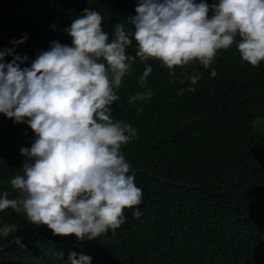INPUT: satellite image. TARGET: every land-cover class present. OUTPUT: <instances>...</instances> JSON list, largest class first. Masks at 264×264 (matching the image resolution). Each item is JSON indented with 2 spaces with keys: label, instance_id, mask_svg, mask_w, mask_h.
I'll use <instances>...</instances> for the list:
<instances>
[{
  "label": "trees",
  "instance_id": "obj_1",
  "mask_svg": "<svg viewBox=\"0 0 264 264\" xmlns=\"http://www.w3.org/2000/svg\"><path fill=\"white\" fill-rule=\"evenodd\" d=\"M136 3L0 0V50L27 34L16 52L30 64L50 41L71 44L63 29L84 8L103 16L111 36L115 23L132 27L128 16L135 15ZM135 50L133 41L126 54ZM146 64L152 71L141 85ZM173 70L170 78L159 60L137 58L114 89L112 119L137 130L121 151L142 191L134 206L141 215L125 208V222L114 232L78 241L74 235L53 236L45 225L6 208L0 228L13 230L0 236V264H64L70 251L90 255L91 264H264V61H243L234 41L217 51L208 68L193 60ZM192 74L199 76L194 85ZM149 89L150 98L128 102ZM33 135L26 124L0 114V193L9 198L19 195L10 181L22 174L19 149L30 147Z\"/></svg>",
  "mask_w": 264,
  "mask_h": 264
},
{
  "label": "clouds",
  "instance_id": "obj_2",
  "mask_svg": "<svg viewBox=\"0 0 264 264\" xmlns=\"http://www.w3.org/2000/svg\"><path fill=\"white\" fill-rule=\"evenodd\" d=\"M134 10L128 16L132 27L115 23L110 36L102 27L103 16L84 8L63 29L71 44L50 41L30 64L27 55L16 52L27 34L0 50V114L26 124L34 134L31 146L19 149L25 157L22 174L10 181L19 195L0 193V211L23 212L53 236L74 235L78 241L114 232L125 222V208H132L134 217L141 215L134 206L142 191L121 151L137 130L110 115L118 99L114 89L133 62L159 60L172 78L174 66L193 60L208 68L217 51L234 41L243 61L252 66L264 61V0H137ZM133 41L135 55L126 54ZM151 71L146 64L141 85ZM198 79L189 76L193 85ZM151 96L150 89L137 92L128 102ZM12 230L6 224L0 236ZM91 260L70 251L64 264Z\"/></svg>",
  "mask_w": 264,
  "mask_h": 264
}]
</instances>
